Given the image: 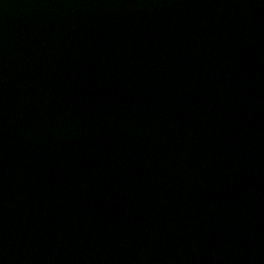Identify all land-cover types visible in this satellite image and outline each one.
I'll list each match as a JSON object with an SVG mask.
<instances>
[{"label": "water", "instance_id": "95a60500", "mask_svg": "<svg viewBox=\"0 0 264 264\" xmlns=\"http://www.w3.org/2000/svg\"><path fill=\"white\" fill-rule=\"evenodd\" d=\"M0 264H264V0H0Z\"/></svg>", "mask_w": 264, "mask_h": 264}]
</instances>
